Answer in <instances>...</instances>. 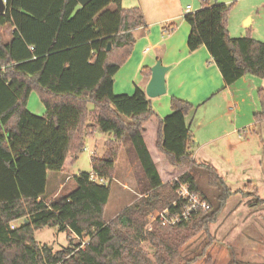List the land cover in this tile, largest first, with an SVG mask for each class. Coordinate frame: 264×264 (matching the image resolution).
<instances>
[{
    "label": "trees",
    "instance_id": "obj_1",
    "mask_svg": "<svg viewBox=\"0 0 264 264\" xmlns=\"http://www.w3.org/2000/svg\"><path fill=\"white\" fill-rule=\"evenodd\" d=\"M200 1L201 9L184 17L189 52L206 47L227 87L245 76L264 79V43L229 35L235 3ZM5 5L0 14V264H197L205 252L184 258L181 250L202 233L208 239L205 250L210 246V227L230 198L256 196L255 204H264L252 183L234 192L214 167L195 160L186 123L192 104L172 97L171 113L162 118L140 87L132 95L115 93V77L137 43L134 32L148 30L139 7L125 9L123 0H90L85 6L79 0H6ZM8 27L13 32L5 42L2 29ZM157 52L159 61L164 46ZM141 75L151 77V68ZM33 92L46 109L43 117L27 109ZM257 98L261 111L255 118L264 120V88ZM97 133L112 135L104 155H94L92 171L72 179L71 192L62 194L66 184L46 203L49 174H68ZM122 148L135 166L142 198L107 223ZM92 173L107 184L91 181ZM198 173L215 190L213 199L202 192ZM176 178L210 209L164 225L152 219L153 213L169 209L173 216L185 206ZM43 228L68 231V246L54 251L37 243L35 233Z\"/></svg>",
    "mask_w": 264,
    "mask_h": 264
},
{
    "label": "rangeland",
    "instance_id": "obj_2",
    "mask_svg": "<svg viewBox=\"0 0 264 264\" xmlns=\"http://www.w3.org/2000/svg\"><path fill=\"white\" fill-rule=\"evenodd\" d=\"M163 5L170 6L174 10L170 12V15L174 12H186L187 7H191V11L187 13H195L201 9L200 0H157ZM221 0L220 2H224ZM215 0H212L211 4H214ZM234 3V2H233ZM223 4V3H220ZM229 3L227 5H231ZM236 4V3H235ZM234 4V5H235ZM160 5V4H159ZM129 6V0L124 2V7ZM235 7V6H234ZM243 8V4H240V8ZM234 10V8H233ZM231 11L229 21L235 27L240 28V21L235 17V11ZM239 10H237L238 12ZM158 12L157 16H162ZM262 16L264 19V10H262ZM173 23L180 25V20H175ZM264 23V21H262ZM185 29L190 30L188 24L184 25ZM10 28V27H8ZM2 32L3 36H6L7 29ZM163 28L156 26L150 34V28L142 30L140 33L137 32L135 35L137 43L134 48V58L127 62L116 75L117 81L128 77L134 78L141 75V71L144 66L138 70L139 60L141 58L155 60L157 54L155 53L152 45L149 43L148 36L152 43H165L166 39L172 33H164ZM245 36H250L253 39L262 40L259 38L257 33H251L246 30L244 26ZM152 29V27H151ZM182 29V28H181ZM151 31V30H150ZM181 31H184L183 29ZM175 32V31H174ZM173 32V33H174ZM4 41L7 40L4 38ZM149 48V53L143 51ZM135 59L137 61H135ZM161 61V60H159ZM147 67V66H145ZM152 68V67H151ZM251 77V76H249ZM255 81L259 82L261 86H264V79L252 77ZM243 92H241L240 102L242 111L238 112L235 106V111L228 116L226 120L225 129H241V132L233 139L236 146L232 152L228 149H224L220 144H216L213 148V153L219 155V159L216 156L213 164L218 165L221 173V177L224 179L228 187L234 191L244 189L249 183L258 190L259 199H264V120H258L255 118L256 111L260 112L261 107L257 98V92L252 93V96L247 93L246 86L239 84ZM125 92V91H124ZM131 95L134 91H131ZM128 94V93H122ZM166 95L152 99L154 106L166 99ZM171 98V97H170ZM245 101V102H243ZM213 106V105H212ZM211 106V107H212ZM27 109L35 114L36 116L43 117L46 114V109L40 99L37 92H33L28 100ZM205 108L201 109L199 115L205 114ZM207 116V114H205ZM251 124V127H249ZM208 126V124H207ZM208 129V128H207ZM222 128H218L219 132H222ZM207 131V130H206ZM104 134L97 133L96 138H91L86 141L85 149L81 152L76 160V163L70 169L65 179L68 181L70 175L77 176L79 173H90L91 159L95 153L93 146L98 144L99 155H102L103 148L106 151V144L104 146L102 140ZM235 140L242 142L239 145ZM196 148V147H195ZM194 148V151L196 149ZM234 148V147H233ZM228 156L231 158V163L227 161ZM218 160V161H217ZM135 166H131L127 157V154L122 148L120 150L117 164H116V175L112 183V193L109 199L108 207L105 213V221L107 223L113 221L121 212L130 206L134 205L138 200L142 198L140 190L138 188V177L135 174ZM55 175V173H51ZM65 176V175H64ZM199 186L204 194L210 196L213 199L215 190L207 187L206 177L203 173H198ZM64 179V178H63ZM64 179V180H65ZM73 179V178H72ZM69 180L67 188L62 194L70 191L74 187L73 180ZM64 180L62 183L64 184ZM65 184V185H66ZM58 191V186L53 185L52 182L48 184L47 194L44 201L50 203L55 198V194ZM178 193V192H177ZM61 194V195H62ZM60 196V195H59ZM57 195V197H59ZM257 197H243L242 195H234L228 201L223 212L219 216L217 222L210 227L211 244L205 250L208 243L206 235L204 233L199 234L193 242L189 243L181 250V255L184 258H193L199 256L205 252L204 257L198 261L197 264H264V204H255ZM159 211L153 213L152 219L155 220ZM71 237L68 231H60L58 228H43L35 233V241L42 246L47 245L54 251H60L62 248L67 247L69 244V238ZM74 237V236H73ZM76 243L84 244L86 241L81 239H75ZM144 248L149 255L151 251L149 246L144 244Z\"/></svg>",
    "mask_w": 264,
    "mask_h": 264
},
{
    "label": "crops",
    "instance_id": "obj_3",
    "mask_svg": "<svg viewBox=\"0 0 264 264\" xmlns=\"http://www.w3.org/2000/svg\"><path fill=\"white\" fill-rule=\"evenodd\" d=\"M220 1L221 0H215V3L211 5L220 3L226 5L229 3H236L233 11H235V17L240 21V28L235 27V25H232L229 21L228 31L230 37H248V35L245 36L244 34V26H246L247 31L257 33L259 38L262 39L259 41L264 43V23H262V21H264L262 16V10H264V0ZM124 2H126V0H123V7ZM240 4H243V8H240ZM134 7H139L142 10L148 29L150 28L151 30H149L150 34H152L153 29L156 26H159V28L163 26L165 29L168 26L176 25L175 32L166 39L165 43H152L149 36L148 39H144L149 40V43L152 45V48L157 55V48L164 46V53L161 58V62L164 66L170 67V70L166 74L167 97L164 101L158 103L157 106H154L152 99H150L152 101L153 108L160 115V117L163 118L171 113L170 102L172 97H176L192 104L194 110H192L186 118V123L191 129L194 146L196 147V151H194L195 160L199 163H204L214 167L221 175L218 165L213 164L212 161H214V158L212 159L211 157L216 156L218 159L220 158L217 153L216 155L213 153V148L216 144H220V146H223L224 149L230 150V152H232V149L235 150L238 147L236 146V143H234L233 139L243 128H234L231 130L225 129V127L228 116L235 111V106L237 107L238 112L242 111L239 99L241 92L243 91L241 90L239 84L246 86L245 90L250 96H252V93L264 88V86H261L259 82L252 79L253 76H245L233 86L227 87L218 67L214 64L206 47H202L198 51L190 53L187 46V39L190 34V30L185 29L184 27L186 24L184 22V17L189 13H187L188 10L186 12L176 11L174 14L172 13L170 15V12H172L174 8L172 9L170 6L166 7V5H163L157 0H129V6L124 8L130 9ZM237 10L239 11L237 12ZM158 12H161L160 14L163 15L156 17ZM175 20H180V25L173 23ZM181 28L184 31H181ZM5 29L6 28L2 29L3 33ZM142 30L143 29H138L134 32V34L136 35L137 32L140 33ZM12 32V28L7 29L6 36H3V39L5 38L7 40L6 42L10 40ZM150 51L151 50L149 48H146L143 51V54H147ZM133 58L134 53L132 54L130 60H133ZM157 58L158 56L155 60L144 58H141V60L138 59V70H140L142 66H144V68L145 66L148 68L153 67L158 61ZM135 61L137 60L135 59ZM150 78L151 77L145 78L142 75L134 78L126 75L125 79H121L120 81H117V78H115L114 91L118 95L122 93H128V95H131V91H135V87L138 86L146 93V87ZM202 108H205L204 112L207 116L204 113L199 115ZM258 112L256 111V113ZM222 127V132H219L218 128ZM249 127H251V124ZM111 136L112 135H104V139L102 140L103 142L101 143L105 146ZM235 141L238 142L239 145H242V142L237 140ZM98 147L99 146L96 141V144L93 146L96 150L93 156H100ZM104 148L101 156L105 153ZM227 161L231 163L230 156H228ZM67 176L68 175L61 173H55V175H51V173L49 174L48 184L52 182L53 185L58 186V191L54 193L55 197H57V195L59 196L65 184L75 177L70 175L67 179L68 181H66L65 178ZM63 180L64 184L62 183ZM73 189L74 187L68 192H71ZM15 225H19V223H15Z\"/></svg>",
    "mask_w": 264,
    "mask_h": 264
},
{
    "label": "built area",
    "instance_id": "obj_4",
    "mask_svg": "<svg viewBox=\"0 0 264 264\" xmlns=\"http://www.w3.org/2000/svg\"><path fill=\"white\" fill-rule=\"evenodd\" d=\"M6 4V0H4ZM187 10L190 11L191 7H187ZM174 32V31H173ZM171 32V33H173ZM148 51V49H147ZM91 181L99 183V184H107V180L105 178L99 177L97 174L92 173L90 176ZM176 182H178V199L185 203L183 210L175 215L171 216L169 209L160 212L155 217V220H160L164 225L174 226L179 224L185 220H187L192 214H196L200 211H207L210 209V205L203 200L199 195L194 194L190 191L189 186L182 184L179 182L178 178H176ZM174 206H177V203H174ZM14 228V226H12Z\"/></svg>",
    "mask_w": 264,
    "mask_h": 264
},
{
    "label": "water",
    "instance_id": "obj_5",
    "mask_svg": "<svg viewBox=\"0 0 264 264\" xmlns=\"http://www.w3.org/2000/svg\"><path fill=\"white\" fill-rule=\"evenodd\" d=\"M89 1L90 0H79V3L82 6H85ZM5 11L6 5L4 0H0V14H4ZM108 50H111V46H109ZM169 70L170 67L164 66L161 61H157V63L151 68V78L146 87V95L149 99H157L166 95V74Z\"/></svg>",
    "mask_w": 264,
    "mask_h": 264
}]
</instances>
